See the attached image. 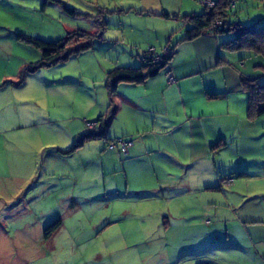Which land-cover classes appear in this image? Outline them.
<instances>
[{
    "label": "rangeland",
    "instance_id": "rangeland-1",
    "mask_svg": "<svg viewBox=\"0 0 264 264\" xmlns=\"http://www.w3.org/2000/svg\"><path fill=\"white\" fill-rule=\"evenodd\" d=\"M130 2L140 7L0 0V264H233L220 250L239 231L212 224L215 211L203 203L210 192L159 182L135 191L137 176L116 170L125 157L103 159L115 151L105 139L75 148L108 103L106 72L150 47L115 40L118 19L126 20L118 9ZM234 2L229 17L245 25L264 15V0ZM100 19L109 23L103 30ZM76 30L100 36L79 51L83 42L70 41L57 61L36 66L43 53L29 40L55 42ZM258 184L264 189V177Z\"/></svg>",
    "mask_w": 264,
    "mask_h": 264
},
{
    "label": "crops",
    "instance_id": "crops-1",
    "mask_svg": "<svg viewBox=\"0 0 264 264\" xmlns=\"http://www.w3.org/2000/svg\"><path fill=\"white\" fill-rule=\"evenodd\" d=\"M151 1L118 9L126 20L118 19L115 40L131 46L146 43L163 52L168 46L172 54L165 68L144 83L117 85L116 111L106 136L130 138L133 145L125 154L115 150L102 157L109 165L125 157L116 170L137 176L135 191L153 190L159 182L164 188L210 192V205L203 203L215 211L212 224L239 231L220 251L233 264H264V189L258 184L264 177V113L248 119V92L242 84L246 79L264 84V58L224 49L221 44L233 37L228 30L182 41L190 25L178 17L203 12L198 0H160L161 6ZM224 21L226 26L243 23L229 15ZM102 22L107 27L108 21ZM249 22L264 24V15ZM143 54L127 55L126 63L116 59L115 64L136 67ZM179 196H173L178 212ZM204 263L220 264L219 259Z\"/></svg>",
    "mask_w": 264,
    "mask_h": 264
},
{
    "label": "trees",
    "instance_id": "trees-1",
    "mask_svg": "<svg viewBox=\"0 0 264 264\" xmlns=\"http://www.w3.org/2000/svg\"><path fill=\"white\" fill-rule=\"evenodd\" d=\"M212 1L214 2L213 6H206L200 3L205 8L204 11L201 13L183 14L182 16L178 17L190 25L181 40H193L207 31L216 32L220 29L228 30L233 33V37L221 44L224 49H227L229 51L244 50L254 55H260L264 58V25L259 23L245 25L240 21H231L226 26L224 18L226 19L230 14L229 11L231 10H229V8L235 6L234 0ZM198 2L200 1L198 0ZM71 11L74 12V10L72 9ZM217 20H221V26L216 25ZM99 22L101 23L98 28L100 27L102 30L105 29V25H103V22L101 20H99ZM95 35L99 37V31H97ZM95 35H92L91 33H88L83 30H76L70 32L64 39H60L55 42L42 41L40 39L35 38L29 40L36 47L40 48L43 53L44 62L42 61L40 63H37L36 66H46L57 61L59 59V54H61L63 50H65L66 44L70 41L83 42L81 45L78 46L76 51L88 48L94 39H92V36ZM166 50L167 51L165 52H163L162 50V53L159 54L156 53L153 48H148V50L142 56L143 60L140 65L136 67L115 66L114 68H111L106 72L104 80V86L105 90L107 91L108 97V103L106 105V108L102 113L98 115L96 120L91 122L94 124L93 129L90 132L84 133L80 137V139L76 141V143L78 141L79 142L78 144H76L75 148L81 146L82 143L86 140L105 139L107 141V144L109 145L110 143L115 142L118 139H130H109L106 136L107 128L116 111V106L114 104L116 87L119 83L142 84L146 79L155 76L163 68H165L169 61V58L171 57L172 50L168 46H166ZM70 52L71 50H68L67 53L63 54L62 58H64V56L67 57ZM148 53L157 55L159 59L148 60ZM242 84L243 88L248 92L247 117L248 119L253 120L264 113V84H258L255 79L243 80ZM89 124L90 123H88L87 125L89 126ZM109 150L119 151L117 148ZM55 223L56 225H58L57 221L54 222V224Z\"/></svg>",
    "mask_w": 264,
    "mask_h": 264
},
{
    "label": "built area",
    "instance_id": "built-area-1",
    "mask_svg": "<svg viewBox=\"0 0 264 264\" xmlns=\"http://www.w3.org/2000/svg\"><path fill=\"white\" fill-rule=\"evenodd\" d=\"M201 4L203 5H208L210 4V6H213L214 2L212 0H199ZM216 25L217 26H221L222 25V22L221 20H217L216 21ZM164 51H167L166 48L164 49ZM148 60L150 59H153V60H158L159 57L155 54H152V53H148V56H147ZM145 59V58H144ZM149 62V61H148ZM133 145V142L131 139H128V140H125V139H118L116 140L115 142H112L108 145V148L109 149H115L117 148L119 150V152L125 154L128 152V150L132 147Z\"/></svg>",
    "mask_w": 264,
    "mask_h": 264
}]
</instances>
